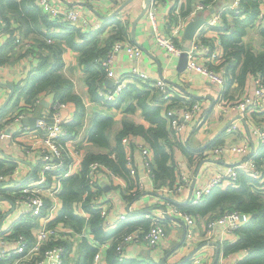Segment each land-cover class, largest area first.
Wrapping results in <instances>:
<instances>
[{
    "label": "built area",
    "instance_id": "built-area-1",
    "mask_svg": "<svg viewBox=\"0 0 264 264\" xmlns=\"http://www.w3.org/2000/svg\"><path fill=\"white\" fill-rule=\"evenodd\" d=\"M92 1V0H75ZM218 0L202 1L189 11L187 15H181V4L176 0L171 7L170 12L165 15L158 14L159 0H149L146 11L147 17L151 24V33L159 47H162L167 55L171 58H179L183 53V47L178 45L179 38L183 37L187 23L196 16L205 15L203 24L197 29L194 37L191 39L189 49L187 50L186 70L197 72L209 80V82L219 86V92L216 105L222 109V113L230 112L237 109L240 115L245 118L244 124L240 125L235 120H229L226 124L225 132L229 136H234L244 128L253 129L260 140V148L264 146V75H250L253 90L250 92L244 89L240 97L227 99L225 92L227 89V81L230 79V72L226 68L220 58L224 59V53L218 50L215 42L211 41V37L207 35L208 31L219 29L225 25L223 13L228 10L226 16L230 18L235 14L243 12L241 0H232L227 6L221 9L214 7ZM39 9H41L52 21L67 22L77 27H87L98 29L102 27V22H95L90 25L85 14L79 8L66 9L61 8L53 0H35ZM211 9H214L212 12ZM176 14V19H171L170 15ZM264 22V4L261 5V11L257 17V24ZM5 26L0 10V32ZM16 49L22 48L24 51L32 47V41L22 40L21 36L15 35ZM51 42L52 40L49 39ZM124 50L126 55L137 62L143 56V49L134 43L117 40L108 50L105 57L101 59L102 67L105 71V78L113 80L112 87L99 86L97 93L99 101L102 103L114 104L118 102L124 89L128 87L131 78H135L147 89L161 96L164 106V116L171 131L175 135H179L180 131L190 122L195 127H199L208 117L202 114L204 105L200 100L184 101L175 98V90L163 77H154L146 70H143L139 64L133 66L130 72L126 74H117L114 61L117 54ZM36 103L40 102V98H36ZM32 106H25V110L20 109L10 120L13 125L19 124L23 130H28V126L22 125L26 110H32ZM74 104L62 100H55L48 109L41 114L35 122V129L38 135L34 137L31 143L24 146L28 156L33 157V170L25 179L16 184L12 179L21 173L18 168L9 173L0 171V186L5 185L0 192V196H7L12 199L9 201L10 210L17 212L16 219L10 226L4 227V219L0 228V260H8L7 264H72L68 257L72 255L70 248L63 244V240L71 242L70 230L66 229L64 224L54 222L49 225L40 224L44 219L48 221L50 213L54 208V201H47L50 195L57 192L59 186L58 171L68 167L70 157L76 158L78 161L85 157L84 149L73 144L69 136L70 133L66 124L73 117ZM210 113V112H209ZM208 113V114H209ZM256 114H258L256 116ZM252 115L255 120H252ZM196 121V117H198ZM20 129V130H21ZM17 130V129H16ZM6 135L5 129H0V139ZM65 142H68L66 151ZM122 144L126 149V160L129 169V175L136 176L137 167L134 163V148L138 150V158L140 159L144 177L148 178L154 186V152L149 144L141 141L134 135H125L122 137ZM229 145V146H226ZM259 148V149H260ZM250 148L248 141L243 143L232 142L230 144L215 145L211 147L210 152L198 151L200 158L204 156L223 155L231 156L236 154L240 157L237 163L230 164L222 170H215L206 181L197 187H194L189 202L197 203L213 188L238 187L240 184V176L245 175L248 184L253 192L264 197V171L255 160L256 154L259 152ZM209 160V159H207ZM58 170V171H57ZM106 174L113 182L123 184L121 175L116 174L111 167L99 160H93L87 165L84 173V179L87 184V190L84 192L83 202L88 199L91 209L100 213L103 220L105 230L109 231L117 227L123 221L129 219L127 213H118L114 203L110 199L102 196L100 177ZM199 175V174H198ZM189 179L188 173L182 174L173 186L155 187L166 198L162 207L166 208V212L159 209H150L144 213V217L149 220L150 227L148 229L138 228L124 234L119 240L116 253L117 258L123 261L128 257V246H142L151 250H157L160 243L166 235V214L168 217L179 219L188 226L186 232L185 244L190 248V252L199 245L200 242L217 241L220 243V253L218 264H237L238 260L227 262L230 255H226L222 247L226 242H234L239 237V229L246 226L252 219V214L239 210H228L218 215L207 216L204 222V232L201 236L195 231V216L178 208L177 196L184 193L186 182ZM14 184L8 187L9 183ZM140 188H127L126 191L132 197L138 195V191L143 189L142 182ZM8 187V188H7ZM6 188V189H5ZM5 191V195L4 194ZM185 198L178 201L187 199ZM174 198V199H173ZM173 199V200H172ZM4 200V199H3ZM8 200V199H7ZM3 205L0 204V221L8 212ZM113 217V219L111 218ZM89 218V217H88ZM87 218V219H88ZM31 220V234L33 240H30L24 233L16 232L14 226L16 222L22 220ZM32 229L35 231L32 232ZM79 236V234H77ZM98 253L95 260H98ZM205 256L194 254L191 258V264H204Z\"/></svg>",
    "mask_w": 264,
    "mask_h": 264
},
{
    "label": "crops",
    "instance_id": "crops-1",
    "mask_svg": "<svg viewBox=\"0 0 264 264\" xmlns=\"http://www.w3.org/2000/svg\"><path fill=\"white\" fill-rule=\"evenodd\" d=\"M17 1L21 4L19 6L20 9L10 6L6 7L5 16L8 21L5 20V28L0 32V51L7 47L8 55L11 50L13 52V54L10 55L9 61L0 64V106L4 104L10 94L11 89L8 84H13L14 89L18 84H23L32 67L36 66L38 63V54H32L30 51L20 52L21 50L17 52L15 49H12L8 41L11 36V31H13V35L30 38L37 42V40L40 39L43 33L48 29L47 23L39 16L41 12L33 5H29L33 2V0ZM53 1L64 10L79 8L81 12L86 15L90 25L101 21L104 26V22L113 20L114 18L126 23L127 33L119 34V28L117 25L113 22H109L105 27L102 26L103 30L99 35V42L101 45L109 42L111 44L112 41L117 38L122 39L125 42L137 44L143 49V56L138 62L136 59H132L126 55L124 50H121L116 56V61H114L117 74H126L130 72L133 66L139 64L143 70H146L154 77H163L172 87H174L176 93L174 99L190 102L200 100L204 105L202 114L210 112L207 114V119L200 124L199 127H195L193 122H190L180 131L179 135H175L171 131L168 123L165 124L167 134L159 139L162 144L166 145L167 151L170 154L169 163L174 164L175 174L177 175L176 181L185 172H187L189 176V179L186 182V189L184 193H180L177 196L178 200L185 198V196L189 194L194 178H196L195 187H197L202 185L215 170H222L228 165L237 163L240 160V157L236 154L231 156H226V154L215 156L202 155L203 157L200 158L198 151L210 152L211 147H213L210 146V142L218 135L220 136L218 145L230 144L232 142L243 143L244 141H248L252 151H258L260 148V140L253 129H249V127L244 128L234 136H229L225 132L224 129L226 128V124L229 120H235L240 125H243L245 118L240 115L241 113L240 111L238 112L237 109L232 110L229 113L221 112L222 109L216 105L219 86L209 82L207 77L197 72H191L186 69H178L179 58L169 57L166 51L156 44L151 33V24L147 14H145L137 22L135 29L133 28L135 19L143 11L146 5V0H130L116 15L112 17L110 15L127 0L84 1L88 3L87 6L82 4H73L74 2H78L75 0ZM179 1L181 7L188 12L195 6V4L205 0ZM231 1L232 0H218L215 2L214 7L216 9L224 8ZM175 2L176 0H161L158 5V14H168ZM22 6H26V11L32 12L31 16L27 12L21 10ZM232 25H234V18L227 16V21L223 27L207 32V35L211 37V41L215 42L218 50L222 51L224 54L226 51L222 43V38L224 35L230 34L228 27ZM60 30L61 29L59 28H50L49 32L58 33ZM255 30H257L255 27L248 30L247 34L243 37V43L245 45L251 44L252 49L255 52H259L263 49L262 42L264 40L259 35V30ZM255 34H257L256 38H254ZM74 40L77 43L86 41L85 38L77 35H75ZM177 43L182 47L188 44L184 35L182 38H179ZM41 54L49 53L43 51ZM62 60L64 62L63 73L72 81L73 93L79 95L85 104L82 124L78 126L76 134L73 133L69 136L73 144L84 149V153H110V150L115 148V137L123 128L124 120L133 121L136 125H142L146 129L158 128L159 122L153 118L156 117V115L164 117L165 111L159 93H155L152 90L147 89L138 80L131 78L128 83V89L123 96L121 95L119 102L115 105L102 103L97 101V99L92 98L88 83L86 82L88 73L80 64L79 53L66 45L62 53ZM224 60L225 59L220 58L219 61L223 62ZM240 67L241 63L239 62L238 65H236V72H239ZM249 78L250 77L247 78L245 86H242L238 80L234 79L227 90V97L230 99L235 98L236 96L240 97L244 89H248L251 92L253 90V84L251 85V80ZM104 84L111 87L107 85L106 78L104 80ZM39 98L40 102L35 104L32 110H26V115L24 117V119L26 118V122L24 119L21 122L22 125L28 126V130L21 129L19 124L13 125V122L10 120V118L20 109H25L26 105L24 97H22L19 100V103L15 106L12 104V100H10L7 112L0 115V129L6 130V135L0 139V160H4L5 164L8 162L16 163V168H18V171L21 174H15V178L12 179L15 184L21 180H25L33 170L34 165L32 162L34 158L27 155L24 146L31 143L33 141L32 139L38 135V131L35 129L36 119L56 100L55 94L49 91H43L40 93ZM142 98L148 106L147 113H149V117L144 112V107L140 103ZM212 103L213 106L210 107ZM154 108L157 109L153 111ZM75 111L76 108L74 106L73 117L75 115ZM95 115L107 116L112 119L111 127L106 130L108 138L104 139L102 144H97L89 140V130ZM257 115L258 114H256V116ZM198 118L199 116L196 117L195 120L197 121ZM252 120L256 121L253 115ZM137 138L145 142L142 138ZM145 143L149 144L148 142ZM67 145L68 142H65L66 151L68 147ZM186 145L189 146L187 150L191 149L193 153H188L187 150L185 151L183 149ZM134 153V163L137 167L136 176L129 175L127 178L122 176L123 184L113 182L106 174H101L100 177L103 198L110 199L114 203L115 209L118 213H127L129 215L127 222L137 219L138 215L136 214L138 212H142V210H145V213L150 209H159L160 206H163L166 200L164 195L155 189L156 186H154L148 178L143 176V166L138 158V150L136 148H134ZM83 161L84 158L83 160L78 161L76 158L70 157L67 169L58 171V190L54 195H50L46 199L49 202L50 200L54 201V208L50 213L48 221L42 219L40 224L49 225L57 222L56 218L59 216V213L63 209L64 205L62 195L70 184L67 178L68 176L79 175L82 173L85 167ZM198 170L199 175L196 177ZM141 182L143 184V189L138 191L137 196L130 199L129 197L132 196L128 194L126 189L132 187L140 188ZM10 184H12V182H10L9 185ZM1 187H5V185L0 186V191L3 190ZM83 197L84 193L80 199L74 201V211L76 214L83 216L85 220H88L90 218V213H88V211L84 208ZM0 204L3 205L6 210H10L9 200L2 199ZM144 213H142L141 216H143ZM111 218L113 219V217ZM168 218L170 219L166 222V235L157 250L153 251L142 246L139 247L136 245H129L128 257L145 260H148V257H153L162 261V259L169 254L166 258L167 264H182L185 262L186 260L181 263L185 256L190 253V248L182 245L185 244L188 226L181 220L176 221L175 218ZM206 218L207 216H195L196 226L194 229L199 236H201L204 232V222ZM14 219H16V215L14 216ZM64 227L70 230L71 237L74 238L73 242H68L70 243V250L72 252V255L68 257L70 262L76 260V252L78 247L81 245L82 240H88L98 246L99 259L95 260V264H110L107 260V254L108 249L113 245L112 238L102 243L95 241L91 225L88 222L84 225L81 232H77L73 226V228L69 225H65ZM33 231H35V229H32V232ZM77 234H79V236ZM201 243L202 242L199 244ZM197 253L198 255L205 256L204 264L209 262L210 264H218L220 243L212 241L211 243L205 244ZM246 254V250L234 252L229 258H227L226 261L232 262L235 259L238 260L241 256L243 257Z\"/></svg>",
    "mask_w": 264,
    "mask_h": 264
},
{
    "label": "trees",
    "instance_id": "trees-1",
    "mask_svg": "<svg viewBox=\"0 0 264 264\" xmlns=\"http://www.w3.org/2000/svg\"><path fill=\"white\" fill-rule=\"evenodd\" d=\"M22 1V0H21ZM161 1V0H159ZM210 1V0H205ZM6 2V3H5ZM243 12L234 15V25L228 27L230 31L229 35H224L222 43L226 53L224 54V61L222 64L226 66L230 72V79L227 81V89L225 97H227V90L231 82L236 79L242 86H245L247 78L250 75L262 74L264 75V41L262 42L263 49L259 52H255L252 49V45H245L243 43V37L247 34L248 30L255 27L259 30V35L264 40V23L258 25L257 17L261 11V5L264 4V0H241ZM20 2L17 0H0V10L4 21H8L5 16V9L7 6L20 9ZM30 6L36 7L41 14V19L47 23L48 29L43 33L42 37L37 42L30 38L22 37V40L32 41V47L28 50H22V48L16 49L15 35L11 31V36L8 41L12 49L17 52H32V54H38V63L33 66L29 75L25 79L23 84H18L15 87L14 95L12 96V104L15 106L19 103V100L24 97L25 105L34 106L36 98L43 91H49L55 94L56 100H62L71 102L74 104L76 111L74 117L66 124L70 133L76 134L78 126L82 124V116L84 112V102L82 98L73 93V83L63 73L64 62L62 60V53L66 45L76 50L79 53L80 64L84 70L88 73L86 82L89 86V91L93 99L99 101V95L97 89L99 86H105V71L101 64V59L105 57L108 50L111 48L112 43H105L101 45L99 42V35L103 28L94 29L92 27H77L65 22L52 21L41 9L38 8L35 0ZM26 6H22V11L27 12L30 16L31 11H26ZM172 9V8H171ZM190 11V10H189ZM181 7V15H187L189 13ZM225 10L223 18L226 23L227 16ZM187 13V14H186ZM171 19H176V14L170 15ZM114 20V21H113ZM104 22L105 27L109 22H113L119 28L120 33H127V25L123 21L114 18ZM5 21V22H6ZM5 28V26H4ZM3 28V30H4ZM61 29L58 33H51L49 29ZM13 35V37H12ZM75 35L85 38L86 41L77 43L74 40ZM115 38V37H114ZM49 39L52 41L50 42ZM13 46H12V44ZM46 51L49 54H41ZM8 48H4L0 51V64H3L10 60V55L13 54L12 50L7 54ZM241 63L239 72H236V65ZM126 89L122 92H126ZM121 96L118 99L120 100ZM141 105L144 107V112L147 113L148 106L145 101L140 100ZM110 104V103H108ZM110 104V105H115ZM9 104L1 109L0 115L5 114L8 110ZM157 108H154L155 111ZM25 110V109H22ZM208 114V112H206ZM153 119L159 122L158 128L146 129L142 125H136L133 121L124 120L123 128L117 133L116 145L110 153L104 152L100 154L86 153L84 157V170L79 175L68 176L69 185L64 191L62 198L64 200L63 209L57 216L56 221L64 225L74 227L77 232H81L84 225L88 222L91 225V230L94 235L95 241L102 243L112 238L113 245L108 249L107 260L110 264H163L160 259L148 257V260L137 259L127 257L123 261L117 258L116 247L124 234L138 228L148 229L150 222L143 216L144 211L138 212L137 219L133 221H123L118 227L112 230H105L103 226V220L100 213L90 208L88 199L83 202L84 208L90 213V218L85 220L83 216H80L74 211V201L82 197V194L87 190V184L84 179V173L87 170V165L93 160H99L107 164L111 169L123 177L129 176V169L126 160V149L122 144V137L125 135H134L142 138L145 142H148L154 152V182L156 187L173 186L177 175L175 174L174 164L169 163L170 154L167 151L166 145L162 144L159 139L166 136L165 124H167L166 117L156 115ZM112 119L107 116L95 115L89 130V140L102 144L104 139H107V128L111 127ZM220 136L215 137L210 146L218 145ZM189 146L183 147L186 151ZM188 153H193L191 149L187 150ZM114 154V156H113ZM257 164L264 171V146L259 149V152L255 156ZM0 171L9 173L15 170L16 163H7L0 160ZM67 169V166L61 170ZM58 171V170H57ZM66 179V180H67ZM238 187L227 188H213L209 193L205 194L197 203L185 202L177 203L178 208L181 210L193 214L194 216H211L222 214L228 210H239L242 212H248L252 214L251 221L242 228L239 229V237L234 242H226L222 249L226 255H230L234 252H240L246 250L247 254L239 258L237 264H264V197L251 190L248 184L247 177L245 175L240 176V182ZM102 192V190H101ZM5 194V191H4ZM7 195V194H5ZM9 196V195H7ZM132 199L133 197H129ZM170 218H166V222ZM56 222V223H57ZM72 226H71V225ZM32 223L31 220H22L16 222L15 231L24 233L30 240H33L31 234ZM72 227V228H73ZM68 248L71 249L69 241H62ZM77 258L72 261V264H95V257L98 253V246L88 240H82L81 245L77 249ZM8 260H0V264H7ZM182 264H191V259L186 260Z\"/></svg>",
    "mask_w": 264,
    "mask_h": 264
},
{
    "label": "water",
    "instance_id": "water-1",
    "mask_svg": "<svg viewBox=\"0 0 264 264\" xmlns=\"http://www.w3.org/2000/svg\"><path fill=\"white\" fill-rule=\"evenodd\" d=\"M130 0H127L125 1L123 4H121L110 16H114L116 15ZM73 4H82V5H88L87 2H84V1H81V2H74ZM148 5H149V0H146V5L143 9V11L139 14V16L135 19L134 21V25H133V28L135 29L136 25H137V22L146 14V11H147V8H148ZM211 11L213 12L214 9H211ZM97 14H100V13H97ZM110 16H104V17H110ZM205 20V15L204 14H201L199 16H196L194 17L193 19H191L188 23H187V26H186V29H185V32H184V37L187 39V42L188 44H186L185 46H183V53L182 55L179 57V62H178V69L179 70H184L186 68V62H187V50L189 49V46H190V43H191V39L194 37L197 29L203 24ZM106 83L107 85L109 86H112L113 85V80L111 78H106ZM8 86L10 87L11 91H10V94L8 95L7 99L5 100L4 104L2 106H0V110L4 107L7 106V104L9 103V101L11 100L12 96L14 95V86L13 84H8ZM213 106V103L211 104L210 107ZM24 121L26 122V118L24 119ZM11 131V130H10ZM211 160V159H209ZM32 165V164H31ZM199 174V170L198 172L196 173V177L198 176ZM195 183H196V178H194L193 180V183H192V186H191V190L189 192V195L187 197V199L185 200H182V201H178L176 199H174L177 203H185L189 200L191 194H192V191L195 187ZM2 199H8L9 201L12 202V199L11 198H7L6 196H2L0 197V200ZM172 199V200H173ZM160 208H162L165 212H166V208L165 207H162L160 206ZM14 207L11 208V210H9L8 212H6V214L2 217L1 221H0V228H1V225L4 221V219L13 211ZM166 216L168 217L169 214H166ZM211 243V242H210ZM205 244H208V242H202L201 244H199L198 246H196L189 254H187L185 256V258L181 261V263L185 260H188L190 259L194 254H196L201 248L203 245ZM169 254H167L163 259H162V263L163 264H167L166 263V258L168 257Z\"/></svg>",
    "mask_w": 264,
    "mask_h": 264
},
{
    "label": "rangeland",
    "instance_id": "rangeland-1",
    "mask_svg": "<svg viewBox=\"0 0 264 264\" xmlns=\"http://www.w3.org/2000/svg\"><path fill=\"white\" fill-rule=\"evenodd\" d=\"M255 31H257V30H255ZM256 35L257 34H255V36H254V38H256ZM14 184H10V185H7V186H13ZM2 200H0V202H1ZM15 215H17V212H11L8 216H7V218H6V220L4 221V224H3V226L4 227H8V226H10L11 225V223L15 220L14 219V216ZM176 221H180L179 219H175ZM74 241V239L71 241V242H73ZM182 246H186V244H183ZM207 264H210V262L209 263H207Z\"/></svg>",
    "mask_w": 264,
    "mask_h": 264
},
{
    "label": "clouds",
    "instance_id": "clouds-1",
    "mask_svg": "<svg viewBox=\"0 0 264 264\" xmlns=\"http://www.w3.org/2000/svg\"><path fill=\"white\" fill-rule=\"evenodd\" d=\"M112 87V86H111Z\"/></svg>",
    "mask_w": 264,
    "mask_h": 264
}]
</instances>
